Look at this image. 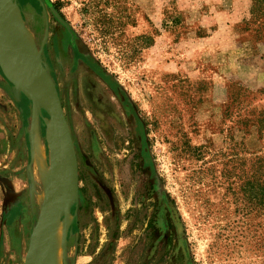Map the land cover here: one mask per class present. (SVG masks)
<instances>
[{
  "label": "rangeland",
  "instance_id": "obj_1",
  "mask_svg": "<svg viewBox=\"0 0 264 264\" xmlns=\"http://www.w3.org/2000/svg\"><path fill=\"white\" fill-rule=\"evenodd\" d=\"M16 4L76 156L65 263L264 264L246 187L264 160V0ZM33 112L0 71V264H23L45 201ZM37 127L48 159L49 120Z\"/></svg>",
  "mask_w": 264,
  "mask_h": 264
},
{
  "label": "water",
  "instance_id": "obj_2",
  "mask_svg": "<svg viewBox=\"0 0 264 264\" xmlns=\"http://www.w3.org/2000/svg\"><path fill=\"white\" fill-rule=\"evenodd\" d=\"M9 2L16 5V0H9ZM1 36L2 27L0 25V71L2 75L17 92L33 104L42 120L47 118L53 123L58 140L59 163L56 166L54 179L45 189V201L30 234L23 262V264H43L45 263V260L43 261L45 242L50 228L54 222L68 215L71 208H76L77 205L76 156L55 85L40 58L34 54L30 58L28 69L16 71L8 60Z\"/></svg>",
  "mask_w": 264,
  "mask_h": 264
},
{
  "label": "bare ground",
  "instance_id": "obj_3",
  "mask_svg": "<svg viewBox=\"0 0 264 264\" xmlns=\"http://www.w3.org/2000/svg\"><path fill=\"white\" fill-rule=\"evenodd\" d=\"M0 25L2 27V44L7 51L8 60L16 71L28 69L30 58L38 51L31 33L20 20L17 5L10 3L9 0H0ZM39 118L40 116L34 108L29 130L31 141L29 174L33 185L38 188L46 187L51 183L54 179L56 166L59 163V155H57L58 140L54 125L49 122L53 134L49 133L45 136L48 151V159H46L45 149L38 134L37 121ZM40 120L42 119L40 118ZM69 219L68 215H65L54 222L50 228L45 242V258H43L45 263L43 262V264H66L63 236L68 227Z\"/></svg>",
  "mask_w": 264,
  "mask_h": 264
},
{
  "label": "trees",
  "instance_id": "obj_4",
  "mask_svg": "<svg viewBox=\"0 0 264 264\" xmlns=\"http://www.w3.org/2000/svg\"><path fill=\"white\" fill-rule=\"evenodd\" d=\"M252 3L255 6L256 2L254 1ZM251 170V182H248L246 184V187H248V190L257 189L259 191V196H257L255 190H253L252 198L258 200L259 205L264 207V160H257L256 162H254L252 164Z\"/></svg>",
  "mask_w": 264,
  "mask_h": 264
},
{
  "label": "crops",
  "instance_id": "obj_5",
  "mask_svg": "<svg viewBox=\"0 0 264 264\" xmlns=\"http://www.w3.org/2000/svg\"><path fill=\"white\" fill-rule=\"evenodd\" d=\"M212 16H214V15H212V14H209V17H208V19H209V20H211V21H212V19H213V17H212ZM214 23H215V22H214ZM215 31H216V30H214V31H213V33H215Z\"/></svg>",
  "mask_w": 264,
  "mask_h": 264
},
{
  "label": "flooded vegetation",
  "instance_id": "obj_6",
  "mask_svg": "<svg viewBox=\"0 0 264 264\" xmlns=\"http://www.w3.org/2000/svg\"><path fill=\"white\" fill-rule=\"evenodd\" d=\"M17 5V4H16ZM18 6V5H17ZM49 6V5H48Z\"/></svg>",
  "mask_w": 264,
  "mask_h": 264
}]
</instances>
